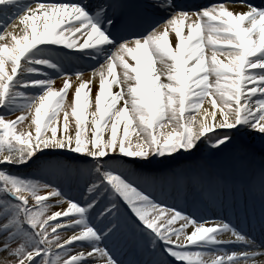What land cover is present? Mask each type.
Returning a JSON list of instances; mask_svg holds the SVG:
<instances>
[{"label":"snow or ice","instance_id":"snow-or-ice-1","mask_svg":"<svg viewBox=\"0 0 264 264\" xmlns=\"http://www.w3.org/2000/svg\"><path fill=\"white\" fill-rule=\"evenodd\" d=\"M234 151L264 157V3L0 0V264H264Z\"/></svg>","mask_w":264,"mask_h":264},{"label":"bare ground","instance_id":"bare-ground-1","mask_svg":"<svg viewBox=\"0 0 264 264\" xmlns=\"http://www.w3.org/2000/svg\"><path fill=\"white\" fill-rule=\"evenodd\" d=\"M255 2V1H254ZM257 2V1H256ZM256 2H255V4H256ZM256 5H260V4H256ZM239 10H241V9H239V8H237V11H239ZM130 62H131V60H130ZM157 67H159V65H157ZM119 71V70H118ZM57 86H61V82H60V80H57ZM205 106L207 107L208 105H207V103L205 104ZM247 139V138H246ZM243 167V168H242ZM242 168V171H241V173H242V175L243 174H245L246 172H247V169H246V167L244 166V165H241V167H240V169ZM159 171V170H158ZM160 172V171H159ZM210 203L209 204H207V210L205 211V212H201V214H203V215H205V217H207V216H210V214L214 211V209H216V208H218L219 206H217V205H215V204H213L211 201H209ZM221 208V207H220ZM232 216H234V215H232ZM233 218H235V216L233 217ZM232 218V219H233ZM235 220V219H234ZM72 235V232L71 231H69V233L67 234V236H66V238L65 239H67L68 237H70ZM225 239H227L228 237H227V235L224 237ZM235 250H237V251H239L240 249H235Z\"/></svg>","mask_w":264,"mask_h":264},{"label":"rangeland","instance_id":"rangeland-1","mask_svg":"<svg viewBox=\"0 0 264 264\" xmlns=\"http://www.w3.org/2000/svg\"><path fill=\"white\" fill-rule=\"evenodd\" d=\"M142 1H143L144 4H150V3H152L151 0H142ZM89 71H90V70H89ZM16 115H19V113H16ZM20 127H26V125H21ZM257 144H258V139H257ZM199 156H200L201 158H206V157L208 156V151H207V149H206V148L202 149V152L199 154ZM241 160L246 161V158H245V157H241L240 160H239V162H240ZM187 162H189V161H187V160H181V161H179V162H177V163H187ZM223 162H224V161H222V163H223ZM248 162H249V159H248ZM248 162H247V163H248ZM177 163H173L172 166H173V167L177 166ZM247 167L250 168V165H247ZM251 168H252V167H251ZM158 170H159L160 172H164V171H166L167 169L161 168V169H158ZM68 233H69V231H67V232H62V233H60V234H61L62 238L65 239ZM77 250H79V249H77Z\"/></svg>","mask_w":264,"mask_h":264}]
</instances>
